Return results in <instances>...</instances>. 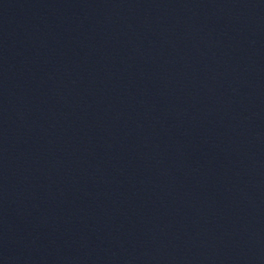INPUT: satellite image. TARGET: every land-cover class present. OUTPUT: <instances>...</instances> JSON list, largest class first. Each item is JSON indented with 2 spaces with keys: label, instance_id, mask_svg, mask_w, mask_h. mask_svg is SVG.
<instances>
[{
  "label": "water",
  "instance_id": "1",
  "mask_svg": "<svg viewBox=\"0 0 264 264\" xmlns=\"http://www.w3.org/2000/svg\"><path fill=\"white\" fill-rule=\"evenodd\" d=\"M0 117L164 264H264V0H0Z\"/></svg>",
  "mask_w": 264,
  "mask_h": 264
}]
</instances>
